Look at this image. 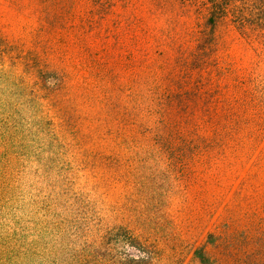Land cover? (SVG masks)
Segmentation results:
<instances>
[{
    "label": "rangeland",
    "instance_id": "rangeland-1",
    "mask_svg": "<svg viewBox=\"0 0 264 264\" xmlns=\"http://www.w3.org/2000/svg\"><path fill=\"white\" fill-rule=\"evenodd\" d=\"M197 251L264 264V36L200 0H0V264Z\"/></svg>",
    "mask_w": 264,
    "mask_h": 264
},
{
    "label": "trees",
    "instance_id": "trees-1",
    "mask_svg": "<svg viewBox=\"0 0 264 264\" xmlns=\"http://www.w3.org/2000/svg\"><path fill=\"white\" fill-rule=\"evenodd\" d=\"M207 11V23H231L241 35L264 36V0H200ZM127 245L141 250L133 239H124ZM201 264H213L202 252L197 251Z\"/></svg>",
    "mask_w": 264,
    "mask_h": 264
}]
</instances>
